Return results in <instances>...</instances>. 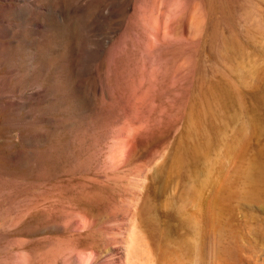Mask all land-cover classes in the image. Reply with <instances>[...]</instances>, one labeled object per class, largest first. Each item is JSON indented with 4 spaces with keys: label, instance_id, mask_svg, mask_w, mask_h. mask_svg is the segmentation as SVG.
<instances>
[{
    "label": "rangeland",
    "instance_id": "obj_1",
    "mask_svg": "<svg viewBox=\"0 0 264 264\" xmlns=\"http://www.w3.org/2000/svg\"><path fill=\"white\" fill-rule=\"evenodd\" d=\"M127 219L148 264H264V0H0V264Z\"/></svg>",
    "mask_w": 264,
    "mask_h": 264
},
{
    "label": "bare ground",
    "instance_id": "obj_2",
    "mask_svg": "<svg viewBox=\"0 0 264 264\" xmlns=\"http://www.w3.org/2000/svg\"><path fill=\"white\" fill-rule=\"evenodd\" d=\"M126 135H125L123 140L118 141V143L115 146L116 148H113L114 150H112L110 160L113 162V165L115 167H117L119 165H123V166L126 165L125 163L128 161V159L130 157L131 158L133 157L132 154H133L135 147H136V145H134L135 140L133 141V139L130 138V137L133 138V136L130 135V137H129L128 134H126ZM129 161H130V159H129ZM131 162H132V160L130 161V163ZM123 166L121 167V169L123 168ZM113 170H114V168H113ZM116 170H118V169H116ZM130 210H128V211L131 213ZM112 214H113V212H112ZM125 214H127V213H125ZM85 216H86V214H85ZM110 219L113 220V223H114V220L117 218L116 217H110L108 220H110ZM107 221H105V222H107ZM127 221L128 222H126V223H123L124 221L121 222L123 224L120 227H117L116 225H114L116 227H112V228L111 227H106V228L104 227L105 231L108 232V233L107 232L106 233L109 236V242L111 241V243L109 245L106 244L107 246H105V247L92 248L88 251H79V252H76L75 254H73V252H72V254L74 255L71 258L72 264H148L146 262V260H149L148 257L151 258V256L153 255V253L150 250V247H151L150 242L152 241L151 238H153V237H150L149 233H145V232H143V230L139 231L137 229V226L135 225L136 222L134 219H127ZM92 224H93V220H92V218L90 219V216H89V218L83 217L80 220L76 221L75 229L77 231H81V230L87 229L88 227H93ZM98 224H100V223L98 222L97 225H95V226H98ZM108 224H111V223L108 222ZM117 224H118V222H117ZM102 226H104V224ZM102 226H101V228H103ZM114 237L118 238L117 242L113 241V240H115ZM151 253H152V255H151ZM153 259H152V261H153Z\"/></svg>",
    "mask_w": 264,
    "mask_h": 264
}]
</instances>
